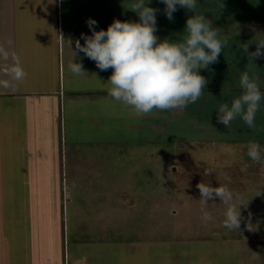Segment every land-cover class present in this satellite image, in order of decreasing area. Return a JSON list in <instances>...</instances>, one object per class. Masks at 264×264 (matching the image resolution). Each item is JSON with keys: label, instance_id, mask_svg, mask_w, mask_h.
Returning a JSON list of instances; mask_svg holds the SVG:
<instances>
[{"label": "rangeland", "instance_id": "374dc122", "mask_svg": "<svg viewBox=\"0 0 264 264\" xmlns=\"http://www.w3.org/2000/svg\"><path fill=\"white\" fill-rule=\"evenodd\" d=\"M94 2L78 0L84 8L93 7ZM133 2L102 0L103 29L114 19L138 22V15L127 9ZM149 6L158 9L156 35L174 42L177 34L173 21L168 25L165 5L151 0ZM11 19V0H0V48L8 53L7 58L0 55V82L10 75ZM179 110L137 116L118 102L116 125L112 123L109 130L103 121L100 139L80 147L63 139V168L49 172L55 180H41L48 185L0 182V264L5 258L8 261L13 242L21 240L19 231L34 227L36 220L49 228L50 254L53 241L63 243L64 237L67 244L104 240L116 242L118 248L143 245L149 264L221 260L222 250L209 244L211 241L264 239V164L254 163L247 154L249 142L255 141L264 156V139H214L204 121L190 122L187 115L186 123L180 122ZM20 153L21 161L16 164L23 170L49 165L36 163L40 156L31 155L26 148ZM0 165L8 168L12 163L2 160ZM204 169L214 173L204 176ZM200 182L214 187L227 184L238 197L236 202L246 204L241 206L239 230L223 226L226 209L219 199L208 204L213 221L206 224L201 220L196 187ZM249 221L256 230H248Z\"/></svg>", "mask_w": 264, "mask_h": 264}, {"label": "crops", "instance_id": "0c3cea01", "mask_svg": "<svg viewBox=\"0 0 264 264\" xmlns=\"http://www.w3.org/2000/svg\"><path fill=\"white\" fill-rule=\"evenodd\" d=\"M101 6L102 0H95L93 7L87 8L78 0H11V69L19 63L25 75L17 79L10 69V75L0 82V163H12L8 168L0 165L1 184L48 185V181L41 180H55L49 172L63 168L64 138L66 143L80 147L81 143L100 139L103 121L106 129L116 121L118 102L107 91L112 70H99L82 52L77 57L86 74L75 75L69 69L76 51L74 41L83 44L81 34L91 35L86 20H96V30L103 29ZM197 12L220 29L224 44L218 63L200 70L207 79L206 87L196 103L179 110L180 122L186 123L187 115L190 122L204 121L214 139L263 140L264 100L253 128L239 118L225 128L217 121V110L241 94L239 78L244 70L250 76H261L259 83L264 93V58L251 61L237 47L248 43L249 52L255 51V39L264 34V0H197ZM192 14L179 7L174 13V42L183 40L186 20ZM67 40L73 41L72 49ZM33 141L37 145L33 146ZM21 148L39 155L36 163L45 161L49 165L43 170L38 165L27 167L24 170L28 173H22L24 170L16 164L21 161ZM35 222L34 227L19 231L21 240L8 248V261L5 258L2 264H149L143 245L118 248L116 242L104 240L67 244L64 237L63 243L53 241L52 255L47 252L51 246L49 228ZM209 244L219 247L223 258L199 259L196 264H264V239L223 238Z\"/></svg>", "mask_w": 264, "mask_h": 264}, {"label": "clouds", "instance_id": "9594fccd", "mask_svg": "<svg viewBox=\"0 0 264 264\" xmlns=\"http://www.w3.org/2000/svg\"><path fill=\"white\" fill-rule=\"evenodd\" d=\"M159 2L165 5L164 14L169 21L173 20L178 7L193 13L186 20V35L181 42H172L168 38L161 40L156 35L158 9L149 6L151 0H134L127 9L138 15V22L114 19L106 30L97 31V21L88 18L86 24L91 35L81 34L83 44L80 40L74 41L76 51H73L75 55L69 64L73 74H86L77 57V53L82 52L99 70L111 69L107 81L110 85L108 95L137 116L151 114L154 110L183 109L196 103L207 84L200 70H207L210 65L218 63L223 50L220 29L213 27L210 19L197 12V0ZM67 42L72 49L73 41ZM255 46V51L249 52L248 43L237 45L251 61L264 58V34L255 39ZM0 55L7 58L8 53L0 48ZM11 71L17 79L25 75L19 63ZM261 79L259 74L250 76L247 70L242 71L239 78L242 92L230 105L223 103L219 106L217 121L229 128L239 118L248 128H253L256 113L264 100L259 83ZM247 154L254 163L264 164L259 143L250 141ZM213 173L204 169L203 175ZM225 179L231 183L230 178ZM196 187L200 193L201 220L204 223L213 221L212 214L207 210L209 201L219 199L226 209L223 226L229 230L240 229L241 206L246 204L236 202L238 197L227 184L214 187L210 182H200ZM246 227L250 231L256 230L250 221Z\"/></svg>", "mask_w": 264, "mask_h": 264}]
</instances>
